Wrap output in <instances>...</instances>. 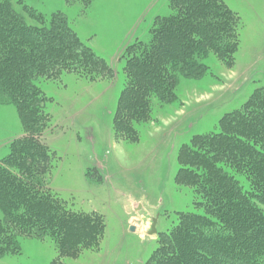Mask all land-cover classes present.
I'll use <instances>...</instances> for the list:
<instances>
[{
    "label": "rangeland",
    "instance_id": "1",
    "mask_svg": "<svg viewBox=\"0 0 264 264\" xmlns=\"http://www.w3.org/2000/svg\"><path fill=\"white\" fill-rule=\"evenodd\" d=\"M20 1L35 14L29 18L12 0L28 26L40 28L36 16L47 23L58 18L110 68L94 79L63 72L35 83L49 116L40 138L54 157L48 188L68 210L99 215L104 229L95 247L70 256L60 254L49 237L20 238V254L2 256L0 264H148L182 215H204L201 198L176 183L186 167L185 146L194 137L217 134L225 115L264 88V0H220L239 18L234 63L226 66L210 52L199 61L200 75L169 72L171 98L161 102L144 91L149 108L146 118L133 124L137 137L132 140L115 134L125 70L133 47L150 40L155 20L174 13L169 0ZM24 134L17 109L0 105V164L12 141ZM236 178L247 190L245 178ZM153 219L156 234L148 236Z\"/></svg>",
    "mask_w": 264,
    "mask_h": 264
},
{
    "label": "trees",
    "instance_id": "2",
    "mask_svg": "<svg viewBox=\"0 0 264 264\" xmlns=\"http://www.w3.org/2000/svg\"><path fill=\"white\" fill-rule=\"evenodd\" d=\"M17 4L34 18L20 0ZM169 5L174 13L157 18L150 40L133 47L114 118L120 138L136 139L133 124L142 122L149 108L144 91L161 102L171 98L169 72L200 75L199 61L210 52L226 66L234 63L239 18L223 2L169 0ZM37 19L40 28L28 26L12 0H0V105L17 109L25 131L0 164V257L20 254V238L43 237L70 256L95 247L104 229L99 215L68 210L48 188L54 157L40 138L49 116L35 83L63 72L94 79L110 68L61 20ZM218 128L185 146L187 168L176 176L177 184L201 198L204 215H182L148 264H264V212L257 206H264V88L225 115ZM236 176L245 178L247 190Z\"/></svg>",
    "mask_w": 264,
    "mask_h": 264
},
{
    "label": "water",
    "instance_id": "3",
    "mask_svg": "<svg viewBox=\"0 0 264 264\" xmlns=\"http://www.w3.org/2000/svg\"><path fill=\"white\" fill-rule=\"evenodd\" d=\"M156 222H157L156 219L152 220V225L150 227L149 232L147 233L148 236H153L154 234H156ZM129 230L130 232H135V227L131 226Z\"/></svg>",
    "mask_w": 264,
    "mask_h": 264
}]
</instances>
